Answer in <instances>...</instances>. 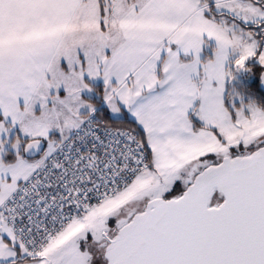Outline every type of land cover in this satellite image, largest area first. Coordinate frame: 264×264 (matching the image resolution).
Here are the masks:
<instances>
[{
  "label": "snow or ice",
  "instance_id": "obj_1",
  "mask_svg": "<svg viewBox=\"0 0 264 264\" xmlns=\"http://www.w3.org/2000/svg\"><path fill=\"white\" fill-rule=\"evenodd\" d=\"M0 264H264V0H0Z\"/></svg>",
  "mask_w": 264,
  "mask_h": 264
}]
</instances>
